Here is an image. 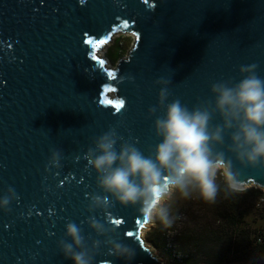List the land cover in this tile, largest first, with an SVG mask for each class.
I'll return each instance as SVG.
<instances>
[{"label":"water","instance_id":"1","mask_svg":"<svg viewBox=\"0 0 264 264\" xmlns=\"http://www.w3.org/2000/svg\"><path fill=\"white\" fill-rule=\"evenodd\" d=\"M116 34L133 40L111 65L98 51ZM250 64L264 78V0H0V198L9 188L15 194L0 208V264H73L58 247L70 242V221L89 247L101 241L92 264H162L143 245L140 231L152 223L138 206L112 201L89 211L92 195L112 198L85 153L115 129L117 151L128 142L149 155L161 142L153 122L164 113L149 115L156 80L170 81L165 103L179 99L191 110L211 105V85L238 82L239 67ZM210 123L221 120L214 114ZM229 135L216 150L232 159L237 190H264V167L236 162ZM51 149L61 152L59 167L48 164ZM89 217L114 230L98 236ZM108 236L134 258L108 255Z\"/></svg>","mask_w":264,"mask_h":264},{"label":"clouds","instance_id":"2","mask_svg":"<svg viewBox=\"0 0 264 264\" xmlns=\"http://www.w3.org/2000/svg\"><path fill=\"white\" fill-rule=\"evenodd\" d=\"M256 69V64L242 65L238 71L243 78L238 82L213 83L211 105L204 102L191 110L179 99L165 103L170 94L167 87L170 81L156 80L161 88L157 105L149 108V115L159 107L164 108L163 115L153 122L155 135L161 142L146 156L135 144L128 142L121 143L117 151L120 137L115 129L96 138L94 148H89L84 158L87 166L97 174V187L112 200L108 196L92 195L89 211L106 210L115 201L122 206H138V212L150 223L159 220L170 225L172 217L167 201L174 192L187 198L195 188L202 199L215 203L219 178L231 190L242 183L238 180L239 173L233 170L232 159L216 150V146L224 145L225 133H230L226 151L233 154L236 162L241 166L264 167V78ZM214 114L219 116L221 123L211 126ZM60 158L61 152L51 149L48 164L59 167ZM14 195L9 188L0 198V208H6ZM87 223L98 236L114 230L94 217H89ZM82 233L83 229L75 222L66 223L65 237L70 242L61 239L58 247L64 258L73 264H92L101 241L93 240L89 247ZM103 243L108 246V255L126 261L135 256L134 249L111 236Z\"/></svg>","mask_w":264,"mask_h":264},{"label":"trees","instance_id":"3","mask_svg":"<svg viewBox=\"0 0 264 264\" xmlns=\"http://www.w3.org/2000/svg\"><path fill=\"white\" fill-rule=\"evenodd\" d=\"M117 57V54L111 59ZM246 198L252 200L251 208L259 209L264 203L260 192L252 190H231L224 182L219 184V193L215 203L201 198L196 200L198 217L209 218V222L193 219L177 235L176 242L182 253L175 260L177 264H264L256 262L264 255V209L262 228L249 227L243 222V208L240 202ZM263 199L260 203L259 200ZM200 212V214H199ZM167 238V236H165ZM164 237V242L166 238ZM163 242V243H164ZM175 257V250H170ZM178 261V262H177Z\"/></svg>","mask_w":264,"mask_h":264},{"label":"rangeland","instance_id":"4","mask_svg":"<svg viewBox=\"0 0 264 264\" xmlns=\"http://www.w3.org/2000/svg\"><path fill=\"white\" fill-rule=\"evenodd\" d=\"M132 40L133 37L130 34H116L111 38L108 46L101 48L98 54L100 51L104 50L102 57L107 58L109 64L113 65L118 58L123 57L127 53L131 47ZM115 54H117V57L110 60L109 58ZM217 183L218 185L222 184L224 180L219 178ZM255 187L254 189V185L250 183L249 186H244L242 190L260 192L261 197H264V190L257 186ZM199 197V191L195 188L191 189V194L187 198L183 197L178 191L174 192L167 201V206L171 209L172 223L170 225H164L157 220L155 223L145 225L144 228L146 229L143 230L142 228L140 231L142 232L140 237L142 242H144L143 245L154 252L152 254L156 256L162 264H177L174 261L181 258L182 253L175 238H177V235L182 229L188 226L193 219L200 218L198 216L201 214L199 212L200 215H198V207L196 205V200ZM251 204L252 200L249 198H246L245 202L241 201L239 204L240 208L244 210L243 222L250 230L253 228H262L263 219H261L260 216L263 215L264 203L261 205V208L256 210L251 208ZM200 219L201 222H209V218ZM165 236H167V238ZM164 237L166 238L165 242ZM170 250H175L176 253L174 254V258L171 256ZM255 261L264 263V255H259Z\"/></svg>","mask_w":264,"mask_h":264},{"label":"snow or ice","instance_id":"5","mask_svg":"<svg viewBox=\"0 0 264 264\" xmlns=\"http://www.w3.org/2000/svg\"><path fill=\"white\" fill-rule=\"evenodd\" d=\"M101 43H103V41H101ZM109 75H111V73H109ZM144 222L147 223V219L146 218H144ZM114 223H119V221L116 220V221H114ZM141 227H143V225H141ZM129 235H131V233H129Z\"/></svg>","mask_w":264,"mask_h":264},{"label":"bare ground","instance_id":"6","mask_svg":"<svg viewBox=\"0 0 264 264\" xmlns=\"http://www.w3.org/2000/svg\"><path fill=\"white\" fill-rule=\"evenodd\" d=\"M106 46H108V44L105 45V47H106ZM103 51H104V50H102V51L99 52V55H100V56H102Z\"/></svg>","mask_w":264,"mask_h":264},{"label":"built area","instance_id":"7","mask_svg":"<svg viewBox=\"0 0 264 264\" xmlns=\"http://www.w3.org/2000/svg\"><path fill=\"white\" fill-rule=\"evenodd\" d=\"M259 202L262 203V202H263V199L261 198V199L259 200Z\"/></svg>","mask_w":264,"mask_h":264}]
</instances>
